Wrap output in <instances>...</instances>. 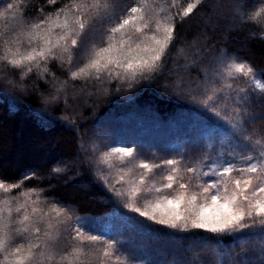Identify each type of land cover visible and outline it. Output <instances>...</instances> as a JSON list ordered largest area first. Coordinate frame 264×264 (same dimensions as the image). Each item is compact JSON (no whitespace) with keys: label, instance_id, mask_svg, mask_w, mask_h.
Wrapping results in <instances>:
<instances>
[{"label":"trees","instance_id":"16d2710c","mask_svg":"<svg viewBox=\"0 0 264 264\" xmlns=\"http://www.w3.org/2000/svg\"><path fill=\"white\" fill-rule=\"evenodd\" d=\"M110 2L111 9L90 18L81 51L73 54L71 65L69 54L60 49H54L55 57L39 60L38 67L32 62L15 68L0 59V181L17 186L10 193L0 189V209H3L0 214L8 215L2 203L5 200L17 220L22 215L48 213L45 221L37 225L41 228L40 240L47 239L43 233L49 231L46 225L51 218L55 226L50 231L58 236L59 244L55 260L44 264H57L60 254L71 250L76 243L72 237L77 228L85 235L99 236L105 243L115 242L111 260L102 256L103 244L85 242V251L92 254L86 258V264H101V260L104 264H117L116 256L122 264H264V235L259 231L242 229L216 235L196 229H172L147 220L124 206L126 198L115 196L111 191L115 181H111L94 159L90 162L94 148L98 156L100 151L111 147H133L149 163L183 158L185 163L192 164L204 153L214 158L220 157L219 152L226 159L227 151L258 157L259 146L256 151L245 150V145L248 149L251 145L241 135V132L245 135L255 132L258 135H253V140L264 137V119H249L264 113L258 90L253 92L254 102L237 117L233 111L235 101L240 99L237 90H251L250 85L239 77L236 83L230 81L232 89L228 91L224 79L213 78V72L219 71V67L211 69L214 58L227 52V60L248 64L259 78L264 70V24L238 20L233 13L234 0H202L181 21L177 14L193 0H175L176 6L170 9L176 16L175 42L166 56L167 66L162 75L151 80L138 79L131 87L118 79H109L108 73L102 74L99 81L95 77L73 80L71 72L87 62L85 50L90 53L94 45L106 47L108 30L128 14V9L146 3L148 15L163 18L169 12L160 9L174 0ZM9 3L19 7L0 17V58L9 46L13 50L19 48L21 54L42 46L43 41L30 42L27 36L21 35L22 28L28 31L30 25L47 18L55 19L58 13L62 20L61 10L70 7L72 0L54 3L0 0V13ZM260 7H264V0H248L250 11ZM48 27V24L42 25V28ZM145 31L151 35L155 31L154 22ZM61 32V28L55 27L52 40ZM128 35L133 40L138 38L134 32ZM197 57L203 63L198 62L184 72L187 61ZM205 66L209 68L207 80L203 73ZM181 74L192 82L194 90L190 95L178 94L166 86ZM206 89H221L215 93L220 98L214 97L213 101L216 110L227 106L223 112L228 117L226 120L232 117L248 120L243 129H233L228 122L219 120L209 110L213 103L209 106L200 103ZM97 126L100 139L94 134ZM149 136H154L156 143ZM223 140H227L225 146H222ZM140 141L150 146L148 151L140 147ZM57 168L63 171H54ZM184 175L181 182L188 181V175ZM18 206H23L19 214L15 212ZM51 206L69 210L71 220L57 224ZM33 207L38 213H33ZM124 224L127 230H122ZM33 242L39 241L33 239ZM17 243L27 246V240L18 238L9 247ZM200 245L203 247L199 248Z\"/></svg>","mask_w":264,"mask_h":264},{"label":"snow or ice","instance_id":"6c2138e0","mask_svg":"<svg viewBox=\"0 0 264 264\" xmlns=\"http://www.w3.org/2000/svg\"><path fill=\"white\" fill-rule=\"evenodd\" d=\"M55 0H49L54 3ZM202 3V0H193L182 12L178 13L181 21L190 16L193 10ZM175 0L171 5H165L160 11L168 10L169 14L163 18L158 15H148L146 3L137 4L128 9V14L120 19V22L108 30L107 46H93L89 53L85 50L87 62L71 72L73 80L95 77L100 80L101 75L108 73L109 79H118L126 82L129 87L138 79H156L164 73L167 66L166 56L175 42V19L176 16L170 13V9L175 7ZM19 5L9 3L0 17H6L7 13L18 8ZM113 7L110 0H72L71 6H65L61 11L64 13L63 19L59 13L55 19L47 18L39 23L30 25L28 31L21 30V35L29 38V41L39 39L43 41L39 48L33 47L26 54H21L19 48L13 50L11 46L6 50L4 57L8 64L15 68H21L27 64L35 62L39 66V60L48 57H55L54 49H60L62 53H68L69 64L71 65L73 54L81 51L82 37L87 32L90 18L98 17L101 13L107 12ZM234 16L240 21H255L264 24V7L255 11L248 9V0H234ZM154 22L155 31L151 35L147 29H151ZM48 24L47 29L42 25ZM52 27H59L62 32L56 36L55 41L51 38ZM130 32L138 34V38L133 40ZM142 37V39H140ZM10 53V55H9ZM39 58V59H37ZM203 61L197 57L190 59L183 66V71L187 72L191 67ZM216 65H222L221 71H214V77L224 76L236 83L239 77L248 78L250 89L239 88L237 90L240 99L235 101L236 107L233 111L239 117L243 108L254 102L253 92L260 94L261 101L264 102V70H261L259 78L254 69L244 62L227 60V52H221L214 58ZM31 71V68L28 69ZM47 71V69H44ZM204 79L209 77V68L203 69ZM232 83L227 84L228 89H232ZM167 87H171L178 94H191L193 85L190 80H186L184 75H177L170 81ZM198 87V86H197ZM221 89H206L204 98L200 101L205 106L210 102L219 99L215 96ZM211 92V94H209ZM217 117H221V112L217 111L214 103L209 107ZM224 118V117H222ZM264 119V113L259 117L251 116L249 119ZM233 129H243L248 120H237L236 117L227 119ZM242 138L251 145H245V150L256 151L259 146V156L240 155V159L246 161V166L237 167L231 160L222 159L223 152L219 155L221 159H213L207 153L195 163L188 164L183 158H165L160 163L145 162L133 147H111L107 151H100L93 157L97 164L114 167L113 160H117L121 165H132L122 170L119 180L114 182L111 189L118 197H126L127 203L124 205L131 211L147 220L155 221L160 225L172 229L181 230H203L212 234H223L240 232V230H257L264 235V137L252 139V132L247 135L241 132ZM135 162V163H133ZM136 168L142 171L138 176L133 175ZM166 168L167 174L162 176V182H149L150 174L154 169ZM207 169L205 171L204 169ZM54 171L61 172L63 169L57 168ZM238 173V175H233ZM188 175L187 182H181L184 175ZM216 177L209 182L208 179ZM107 183V178H104ZM195 180V183L192 181ZM166 181V182H165ZM120 184V187H116ZM15 184H5L0 181V189L5 193H10L16 188ZM151 197V198H149ZM138 200H143V208L137 205ZM7 208L8 215L0 214V254L3 260L0 264H44L45 261L55 260L59 238L54 235L51 229L54 224L51 218L47 222V229L43 235L46 240H40L41 228L37 225L45 221L48 213L38 215H22L14 219L12 208L7 200L2 201ZM23 206H18L15 212L19 214ZM33 213H38V209L33 207ZM50 211L55 214L57 224H65L71 220L69 210L51 206ZM3 209H0V213ZM27 234V235H25ZM29 237H32L30 239ZM27 240V246L17 243L10 250L8 245L17 239ZM33 239L39 241L33 242ZM72 239L76 242L70 251L60 254L57 264H86V258L92 255L85 251V242L89 245L103 244L102 256L111 260L115 255L113 248L115 242H103L96 235H85L79 228L75 229ZM85 258V259H82ZM117 264H122L120 257L116 256ZM104 264V260H101Z\"/></svg>","mask_w":264,"mask_h":264},{"label":"rangeland","instance_id":"374dc122","mask_svg":"<svg viewBox=\"0 0 264 264\" xmlns=\"http://www.w3.org/2000/svg\"><path fill=\"white\" fill-rule=\"evenodd\" d=\"M53 29H55V27L54 28H52V30ZM222 67V65H216L215 63H213V68L211 69V70H215L216 68H218L219 67V71L220 70H222L221 69V67ZM213 78H218V79H224V83H226V84H228V82L229 83H231L230 81V79H226L224 76H220V77H214V75H213ZM240 78H243L244 80H246L247 81V83L250 85V81H249V79L248 78H245V77H240ZM224 89H225V87H224ZM228 91H231V89L229 90L228 89ZM225 98H227L226 96H225ZM215 102H217V101H215ZM211 103H213V102H210V104ZM227 106H222V109H221V117L219 118V120H221V121H223V122H226L227 123V120H226V117H224V115H225V113H223L224 112V108H226ZM222 117H224V118H222ZM228 118V117H227ZM63 123L64 124H66L68 127H70L69 125H68V123L67 122H65V121H63ZM94 130H96L95 131V133L94 134H96L95 136H97V138H99L100 139V137H99V135L97 134V132L100 130V127L99 126H97V127H95V129ZM205 136V135H204ZM150 138H148V139H151L152 140V142L153 143H156V141H154V136H149ZM94 138H96V137H94ZM210 138V140L212 139L211 137H209ZM197 139V138H196ZM206 139V138H205ZM192 140H195V138L194 139H192ZM198 140V139H197ZM141 143H139V145H140V147L143 149V150H145V151H148V147H150V146H148L147 144H145V143H143L142 141H140ZM194 141H192V143H193ZM223 142L224 143H222V146H225L226 144H227V140H223ZM219 154H220V152H219ZM225 155H226V159L227 160H231L232 162H234L235 161V164L237 165V167H239L241 164H243V166H246V161H244V160H241L240 159V156H238V155H236L235 153H231V152H229V151H227V152H225L224 153ZM248 155V154H247ZM251 155V154H250ZM217 157H219L218 155H217ZM217 157H215L214 156V158L213 159H217V160H219V159H221V157H219V159L217 158ZM142 158V157H141ZM223 158V157H222ZM77 163L78 162H76V164L75 165H77ZM133 163H135V162H133ZM112 164L114 165V167H112V168H109L107 165H100V167L103 169V172H105L106 173V175H108V176H110V178H111V181H118L119 180V176H120V174H121V171L122 170H124V171H126V169H127V167H131L132 165H121L120 164V162L119 161H117V160H113L112 161ZM142 170L141 169H139V168H136L135 170H134V173H133V175H136V176H138L139 174H140V172H141ZM167 174V170H164L163 168L162 169H154L153 170V172L150 174V178H149V182H152V181H155V182H157V183H159V182H162V180H161V178H162V176H164V175H166ZM184 175V174H183ZM237 175H238V173H237ZM185 176V175H184ZM214 179H216L215 177H212V178H210V179H208L209 180V182H211L212 180H214ZM184 180V179H183ZM182 180V181H183ZM166 182V181H165ZM121 185L120 184H118V187H120ZM126 198V197H125ZM149 198H151V197H149ZM126 203H127V198H126ZM137 205L139 206V207H141V208H143V206H144V204H143V200H138L137 201ZM127 230V226L124 224L123 226H122V230ZM137 232V231H136ZM171 240H175V239H172L171 238ZM176 241V240H175ZM198 246V245H197ZM203 246H199V248H202ZM11 249V247H9V245H8V248L6 249V251L7 250H10ZM0 255H2V254H0ZM3 260V259H2ZM1 260V261H2ZM163 260V259H162ZM111 262V261H110Z\"/></svg>","mask_w":264,"mask_h":264}]
</instances>
